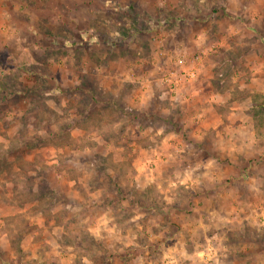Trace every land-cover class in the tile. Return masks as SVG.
Here are the masks:
<instances>
[{
	"label": "rangeland",
	"instance_id": "rangeland-1",
	"mask_svg": "<svg viewBox=\"0 0 264 264\" xmlns=\"http://www.w3.org/2000/svg\"><path fill=\"white\" fill-rule=\"evenodd\" d=\"M178 56L198 76L172 94ZM262 65L264 0H0V264L161 261L141 248L171 205L144 151L182 130L192 96L196 124L237 108L263 141ZM244 173L263 214L264 179ZM220 229L224 259L264 264L263 217Z\"/></svg>",
	"mask_w": 264,
	"mask_h": 264
},
{
	"label": "crops",
	"instance_id": "crops-1",
	"mask_svg": "<svg viewBox=\"0 0 264 264\" xmlns=\"http://www.w3.org/2000/svg\"><path fill=\"white\" fill-rule=\"evenodd\" d=\"M257 71L264 73V65ZM181 87L178 92L182 91ZM259 89L264 93V83ZM202 91L199 88L187 95ZM193 99V96L187 99L186 108H182L184 112L179 120L182 130L166 133L158 145L144 151L155 165L162 163L165 171L164 180L157 172L146 174V184L156 183L162 188L166 204L171 205L162 213L164 225L147 228L149 242L141 249L165 250L161 261L149 264H236L222 257L225 255L222 251L228 247L225 242L229 229L220 227L249 223L259 215L264 218V211L254 215L245 208L244 205L252 203V197L238 190V184H250L240 181L245 171H259L264 179V140L257 139L260 135L255 132L252 120L237 108H232V115L225 120L212 114L211 118H197L196 124V116L186 115L199 101L195 99L193 104ZM145 166L139 160L135 162L137 180ZM136 247L141 245L137 243ZM198 256L201 258L193 261ZM247 262L242 264L250 263Z\"/></svg>",
	"mask_w": 264,
	"mask_h": 264
},
{
	"label": "built area",
	"instance_id": "built-area-1",
	"mask_svg": "<svg viewBox=\"0 0 264 264\" xmlns=\"http://www.w3.org/2000/svg\"><path fill=\"white\" fill-rule=\"evenodd\" d=\"M160 57H164L166 53L162 50L157 51ZM174 63L179 67V71H170L164 77V82L167 84L172 94H176L184 81H191L196 78L195 68H188L186 65V57L178 56L175 58Z\"/></svg>",
	"mask_w": 264,
	"mask_h": 264
}]
</instances>
